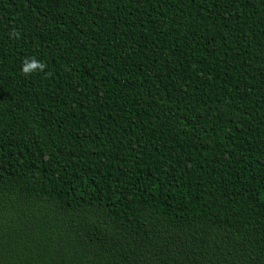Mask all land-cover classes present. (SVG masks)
I'll return each mask as SVG.
<instances>
[{
	"label": "trees",
	"instance_id": "trees-1",
	"mask_svg": "<svg viewBox=\"0 0 264 264\" xmlns=\"http://www.w3.org/2000/svg\"><path fill=\"white\" fill-rule=\"evenodd\" d=\"M0 264H264V0H0Z\"/></svg>",
	"mask_w": 264,
	"mask_h": 264
},
{
	"label": "clouds",
	"instance_id": "clouds-1",
	"mask_svg": "<svg viewBox=\"0 0 264 264\" xmlns=\"http://www.w3.org/2000/svg\"><path fill=\"white\" fill-rule=\"evenodd\" d=\"M10 36L18 37L19 33L13 30L9 33ZM46 65L35 59L34 57L25 58L21 65V70L25 75H31L33 72H41L44 70Z\"/></svg>",
	"mask_w": 264,
	"mask_h": 264
}]
</instances>
